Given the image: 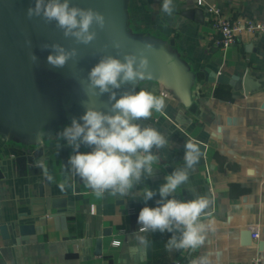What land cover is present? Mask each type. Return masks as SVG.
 Returning a JSON list of instances; mask_svg holds the SVG:
<instances>
[{
  "label": "crops",
  "instance_id": "obj_1",
  "mask_svg": "<svg viewBox=\"0 0 264 264\" xmlns=\"http://www.w3.org/2000/svg\"><path fill=\"white\" fill-rule=\"evenodd\" d=\"M176 11L169 17L161 11L162 0H129L131 28L136 33L173 43L181 59L197 74L194 105L185 107L158 82L146 80L140 88L166 93L164 112L153 113L148 122L168 138L165 148L154 151L155 175L129 196L97 197L75 178V187L61 191L71 147L58 138L46 139L44 161L54 181L42 169L13 168L9 162L17 150L14 142L0 139V264H189L201 255L211 264H241L260 256L264 264V34L245 33L228 49L214 47L215 36L206 5L197 0H174ZM215 4L230 19L264 21V0H205ZM207 70L244 76L249 72L262 88L249 95L228 84L210 82ZM205 145L189 181L177 191V199L204 195L213 201L209 210L214 231L195 252L166 249L170 233H146L147 248L139 247L136 222L145 206L144 187L157 190L164 177L183 166L184 144ZM91 149L81 146L80 151ZM40 184L43 186L41 194ZM65 198L53 207L52 198ZM157 194L147 202L155 207ZM34 225V232L19 233L20 225ZM5 226V228H4ZM259 231L250 239L248 231ZM102 238L100 253L97 240ZM119 240L120 244L113 243ZM190 254V255H189Z\"/></svg>",
  "mask_w": 264,
  "mask_h": 264
},
{
  "label": "clouds",
  "instance_id": "obj_2",
  "mask_svg": "<svg viewBox=\"0 0 264 264\" xmlns=\"http://www.w3.org/2000/svg\"><path fill=\"white\" fill-rule=\"evenodd\" d=\"M161 11L171 17L176 11L174 0H162ZM28 19L39 17L46 24L55 21L65 38H74L75 43L88 45L96 39L93 26L104 29L106 18L92 8L70 5V0H34L26 9ZM31 46V40L26 41ZM115 48L120 45L115 43ZM42 49H51L47 62L54 68H63L69 60L79 55L76 48L66 49L59 43H44ZM154 46L144 42L139 56L125 54L123 59L112 55L100 57L99 62L87 74V85L81 82L85 95L103 96L108 94L109 111H103L82 101L85 113L79 119L73 117L70 126L58 134V140L71 147L68 165L64 166L65 178L58 184L60 190L74 188L75 178L95 195L103 197L129 196L133 189L155 175L153 165L158 162L154 149L165 148L169 141L159 130L141 122L148 121L153 113L164 112L167 107L166 93L156 94L155 90L140 88L139 91L125 90L118 97V90L126 84L152 79L150 61L145 52ZM37 57L29 52V60L35 64ZM82 121V123L80 122ZM44 130L35 133L37 143L44 136ZM91 149L81 152V146ZM201 151L197 144H184L183 166L174 168L164 177L157 190L144 187L142 200L145 206L139 211L136 222L140 225L136 240L139 247L147 248L146 233H170L166 249L171 252H195L204 246L208 235L214 231L215 220L209 210L213 201L204 195L191 200L177 199V191L189 181V175L199 164ZM42 169L46 180L53 182L44 159L35 162ZM159 195L155 207L147 202ZM189 264H211L208 256L190 259Z\"/></svg>",
  "mask_w": 264,
  "mask_h": 264
},
{
  "label": "water",
  "instance_id": "obj_3",
  "mask_svg": "<svg viewBox=\"0 0 264 264\" xmlns=\"http://www.w3.org/2000/svg\"><path fill=\"white\" fill-rule=\"evenodd\" d=\"M128 3L129 0H70V5L103 13L107 21L104 29L93 26L96 39L84 45L75 43L74 38H65L55 21L46 24L39 17L28 19L26 9L34 4V0H0V139L12 141L17 147L16 151L11 150L14 154L9 162L11 167L27 169L30 173L38 169L35 162L44 159L43 142L58 138L65 126H70L73 117L79 119L85 113L82 101L109 111L108 94L85 95L81 82L87 85V74L100 57L112 55L122 60L125 54L139 56L146 41L154 46L151 52H145L152 72L150 80L158 82L185 107L192 108V89L197 74L181 59L173 43L151 34L134 32L130 25ZM28 40H31V46L26 43ZM44 43H59L66 49L76 48L79 55L75 60H69L65 67L54 68L47 62L52 50L42 49ZM115 43L120 45L118 49L113 46ZM30 51L38 58L35 64L29 60ZM206 79L228 84L246 96L262 88L261 81L254 79L249 72L239 76L207 70ZM146 80L149 79L122 86L117 98L125 90L137 91L139 84ZM141 123L153 127L148 121ZM40 129L44 130L45 137L37 143L35 133ZM194 143L200 150L205 149L203 143ZM40 189L43 195L42 184ZM208 197H211L210 193ZM65 201V198L55 197L51 199V205L61 207ZM33 232L32 224L19 226L21 235ZM252 233L251 230L247 233L250 239ZM101 244L102 238H99L98 254ZM263 245L261 242L260 248Z\"/></svg>",
  "mask_w": 264,
  "mask_h": 264
},
{
  "label": "built area",
  "instance_id": "obj_4",
  "mask_svg": "<svg viewBox=\"0 0 264 264\" xmlns=\"http://www.w3.org/2000/svg\"><path fill=\"white\" fill-rule=\"evenodd\" d=\"M200 5H206L207 11L211 16V24L215 36H210V41L214 47L228 49L237 44L239 38L245 33H250L255 36L264 34V21L255 18H238L230 19L224 12L215 4H206L205 0H197ZM254 239L260 238L259 231H253ZM116 245L120 244L119 240H114ZM241 264H263L260 256L253 257L250 261Z\"/></svg>",
  "mask_w": 264,
  "mask_h": 264
}]
</instances>
